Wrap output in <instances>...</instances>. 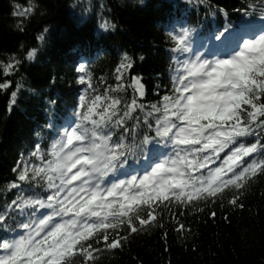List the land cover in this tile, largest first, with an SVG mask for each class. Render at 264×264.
Masks as SVG:
<instances>
[{"label":"trees","instance_id":"trees-1","mask_svg":"<svg viewBox=\"0 0 264 264\" xmlns=\"http://www.w3.org/2000/svg\"><path fill=\"white\" fill-rule=\"evenodd\" d=\"M262 17L264 0H0V212L14 202L8 188L88 99L108 97L102 108L119 111L125 124L110 117L117 164L144 174L163 158L147 150L156 125L189 95L177 78L184 47ZM257 75L219 121L238 122L245 135L237 145L252 150L244 162L256 170L209 193L149 200L95 223L58 264H264V72Z\"/></svg>","mask_w":264,"mask_h":264},{"label":"rangeland","instance_id":"rangeland-1","mask_svg":"<svg viewBox=\"0 0 264 264\" xmlns=\"http://www.w3.org/2000/svg\"><path fill=\"white\" fill-rule=\"evenodd\" d=\"M257 54H262L261 50H257ZM251 63V65L249 64ZM255 60L253 56H246V58L241 59L237 58L229 68L222 71H217L215 74H212L207 77L205 80L196 81L198 86L197 93L192 97L191 111L190 116L187 122L183 124L175 125V127H170V136L174 144H177V153H181V159L184 161L186 167L191 171L192 166L196 165L195 158L197 154L193 151H197L202 155L200 158V164L203 165L209 162L210 154L214 155L223 150L226 139V130L219 129H210L209 125L214 124L218 127H222V124L219 121L226 116L228 108H234L238 105L239 100L241 99L242 92L237 91V89L242 83L250 85L254 82V79L258 77L257 72L263 73V66L259 68L258 65L253 67ZM200 72V70H197ZM200 73H198L199 75ZM236 89V90H235ZM93 116L97 119L98 122L103 121L101 112H93ZM211 118V121L207 123H200L201 119ZM202 131H207L204 135V141L200 147H195L194 143L200 142L203 140ZM165 134V133H164ZM168 134V133H167ZM209 134V135H208ZM99 139L98 147L94 148V152L91 154L90 163L87 164L86 170L87 175L81 176L77 175L71 180L72 171L68 168L72 164V159L78 154L75 151L80 150V143L75 142L68 146L69 151L73 152H64L62 155L55 157L54 165L49 169L51 178H57L60 188V193H62V200H67L69 203L68 207L65 209H60L58 211V218L61 220L55 222L57 225L71 226L75 220L80 218V214L86 209L94 208L104 210L108 207L109 203L113 202L112 199L104 201L106 198L103 194V189L97 191L96 195L87 200V197L92 194L90 190H93L96 187L95 182L103 181L109 174V157L107 156V145L103 139ZM231 142V139H230ZM178 146H181L179 148ZM233 152V151H232ZM56 154V152H55ZM193 154L195 158L192 160L190 155ZM167 169H158L154 170L153 174L149 178L150 185L153 188H157V191H165L166 188L187 186L189 184L188 180L183 177L184 174L190 175L191 172L185 173L181 170V166L173 170L166 171ZM163 172V173H162ZM67 173L68 177L64 174ZM84 177V180H82ZM190 182H196V179L190 177ZM86 184L88 186H86ZM82 193L84 196L82 197ZM103 195V196H102ZM77 208V212H74ZM61 222V223H60ZM38 235H34L27 242L19 245L15 251H13L14 256H18L17 259L20 263L21 260H24L25 264L34 257L39 248L36 244L33 243V240ZM76 236L66 234L61 237V242L65 243L66 246L69 242H74ZM63 246H54L53 249L48 248L49 254L57 255ZM19 263V264H20Z\"/></svg>","mask_w":264,"mask_h":264},{"label":"bare ground","instance_id":"bare-ground-1","mask_svg":"<svg viewBox=\"0 0 264 264\" xmlns=\"http://www.w3.org/2000/svg\"><path fill=\"white\" fill-rule=\"evenodd\" d=\"M171 31H172V30H168V31H166L169 37H170L171 34H172ZM213 31H214V30H213ZM213 31H212V32H213ZM212 32H211V33H212ZM210 35H211V34H210ZM212 39H214V35H212ZM83 56H84V54H83ZM88 56H89V54H87V56H84V57L87 58ZM81 57H82V56H81ZM228 58H229V56L226 55V56H225V60H227Z\"/></svg>","mask_w":264,"mask_h":264}]
</instances>
